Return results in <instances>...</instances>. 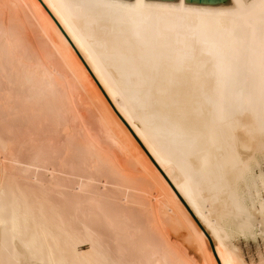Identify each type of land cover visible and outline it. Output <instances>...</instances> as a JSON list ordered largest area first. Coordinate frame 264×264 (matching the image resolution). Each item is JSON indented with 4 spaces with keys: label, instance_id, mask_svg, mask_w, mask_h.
Masks as SVG:
<instances>
[{
    "label": "bare ground",
    "instance_id": "6f19581e",
    "mask_svg": "<svg viewBox=\"0 0 264 264\" xmlns=\"http://www.w3.org/2000/svg\"><path fill=\"white\" fill-rule=\"evenodd\" d=\"M40 1L219 264H245L264 0ZM41 3L0 0V264H218Z\"/></svg>",
    "mask_w": 264,
    "mask_h": 264
},
{
    "label": "water",
    "instance_id": "95a60500",
    "mask_svg": "<svg viewBox=\"0 0 264 264\" xmlns=\"http://www.w3.org/2000/svg\"><path fill=\"white\" fill-rule=\"evenodd\" d=\"M148 1H162V2H178V0H148ZM39 2L41 3V1L39 0ZM184 3L187 4H194V5H206V6H230L231 2L230 0H184ZM42 4V3H41ZM42 6L44 7V5L42 4ZM45 8V7H44ZM45 10L47 11V9L45 8ZM48 12V11H47ZM48 14L50 15V13L48 12ZM50 17L52 18V16L50 15ZM53 19V18H52ZM53 21L55 22V20L53 19ZM56 23V22H55ZM56 25L58 26V24L56 23ZM58 28L61 30V28L58 26ZM61 32L63 33V31L61 30ZM63 35L66 37V35L63 33ZM66 39L68 40V38L66 37ZM69 41V40H68ZM70 43V41H69ZM71 44V43H70ZM72 46V44H71ZM73 47V46H72ZM74 49V47H73ZM75 50V49H74ZM76 52V50H75ZM77 53V52H76ZM78 55V53H77ZM79 56V55H78ZM80 58V56H79ZM81 59V58H80ZM82 61V59H81ZM83 62V61H82ZM84 64V62H83ZM85 65V64H84ZM86 67V65H85ZM87 68V67H86ZM88 70V68H87ZM89 71V70H88ZM90 73V71H89ZM90 75L92 76V74L90 73ZM92 78L94 79V77L92 76ZM94 81L96 82V80L94 79ZM96 84L98 85V83L96 82ZM98 87L100 88V86L98 85ZM101 92L103 93V95L105 96V98L107 99V101L109 102V104L111 105L110 101L108 100V98L106 97V95L104 94V92L102 91V89L100 88ZM111 107L113 108V106L111 105ZM114 110V108H113ZM115 111V110H114ZM115 113L117 114V112L115 111ZM118 115V114H117ZM118 117L122 120V118L118 115ZM122 122L126 125V123L122 120ZM126 127L129 129V127L126 125ZM129 131L132 133V131L129 129ZM132 135L135 137V135L132 133ZM135 139L138 141V139L135 137ZM138 143L141 145V143L138 141ZM141 147L143 148V146L141 145ZM144 149V148H143ZM144 151L146 152V150L144 149ZM146 154L148 155V153L146 152ZM148 157L150 158V160L153 162V164L157 167V165L154 163V161L151 159V157L148 155ZM157 169L160 171V169L157 167ZM160 173L163 175V173L160 171ZM163 177L166 179V177L163 175ZM166 181L169 183V181L166 179ZM169 185L171 186V188L174 190V192L177 194V196L179 197V199L182 201V203L184 204V206L186 207V209L189 211V209L187 208V206L185 205V203L183 202V200L181 199V197L178 195V193L175 191V189L172 187V185L169 183ZM189 213L191 214V212L189 211ZM191 216L193 217V215L191 214ZM193 219L195 220V218L193 217ZM196 221V220H195ZM197 223V221H196ZM198 224V223H197ZM198 226L200 227V225L198 224ZM200 229L202 230V228L200 227ZM203 231V230H202ZM203 233L205 234V232L203 231ZM206 235V234H205ZM206 237L208 238V236L206 235ZM212 251L214 253V256L217 260V257L215 255V252L213 250L212 244L210 239L208 238ZM218 262V260H217ZM219 264V262H218Z\"/></svg>",
    "mask_w": 264,
    "mask_h": 264
},
{
    "label": "rangeland",
    "instance_id": "374dc122",
    "mask_svg": "<svg viewBox=\"0 0 264 264\" xmlns=\"http://www.w3.org/2000/svg\"><path fill=\"white\" fill-rule=\"evenodd\" d=\"M1 155L3 156L2 152H0V157ZM260 238L261 237L258 236L256 239H249L248 241L241 239L239 241L238 246L240 245L245 264L259 263V255L264 253V239Z\"/></svg>",
    "mask_w": 264,
    "mask_h": 264
}]
</instances>
